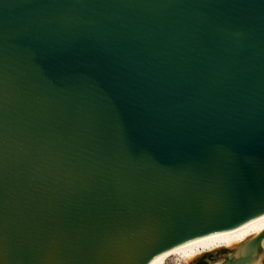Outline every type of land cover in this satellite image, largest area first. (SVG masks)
<instances>
[{"label":"water","instance_id":"1","mask_svg":"<svg viewBox=\"0 0 264 264\" xmlns=\"http://www.w3.org/2000/svg\"><path fill=\"white\" fill-rule=\"evenodd\" d=\"M263 214L264 0H0V264H149Z\"/></svg>","mask_w":264,"mask_h":264},{"label":"bare ground","instance_id":"2","mask_svg":"<svg viewBox=\"0 0 264 264\" xmlns=\"http://www.w3.org/2000/svg\"><path fill=\"white\" fill-rule=\"evenodd\" d=\"M263 232L264 214L231 230L187 240L174 248L161 253L149 264H169L170 262L175 261L190 264L206 253L222 249H241V252L245 253L247 251L248 242ZM261 247L264 250V240ZM260 262L261 260L258 263Z\"/></svg>","mask_w":264,"mask_h":264},{"label":"flooded vegetation","instance_id":"3","mask_svg":"<svg viewBox=\"0 0 264 264\" xmlns=\"http://www.w3.org/2000/svg\"><path fill=\"white\" fill-rule=\"evenodd\" d=\"M228 253L229 252L227 249H222V250H218L215 252H211L210 254L206 253L203 256L191 262L190 264H209L210 262H216L222 257L228 255Z\"/></svg>","mask_w":264,"mask_h":264},{"label":"rangeland","instance_id":"4","mask_svg":"<svg viewBox=\"0 0 264 264\" xmlns=\"http://www.w3.org/2000/svg\"><path fill=\"white\" fill-rule=\"evenodd\" d=\"M232 251L233 250H228V252H229L228 254L232 253ZM262 259H264V257ZM169 264H184V263L181 261H175V262H170Z\"/></svg>","mask_w":264,"mask_h":264}]
</instances>
